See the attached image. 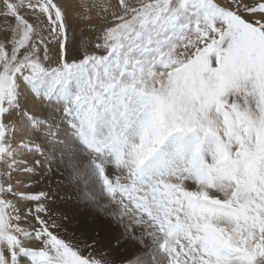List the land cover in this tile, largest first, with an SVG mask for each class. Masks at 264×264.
<instances>
[{"label":"snow or ice","instance_id":"6c2138e0","mask_svg":"<svg viewBox=\"0 0 264 264\" xmlns=\"http://www.w3.org/2000/svg\"><path fill=\"white\" fill-rule=\"evenodd\" d=\"M0 264H264V0H0Z\"/></svg>","mask_w":264,"mask_h":264},{"label":"bare ground","instance_id":"6f19581e","mask_svg":"<svg viewBox=\"0 0 264 264\" xmlns=\"http://www.w3.org/2000/svg\"><path fill=\"white\" fill-rule=\"evenodd\" d=\"M67 190L72 192L74 196L78 194V190L76 188H74V187H70ZM75 210H76L77 213H78V211H80L81 215L84 216L85 218L89 215V212H88L87 209L76 207Z\"/></svg>","mask_w":264,"mask_h":264},{"label":"rangeland","instance_id":"374dc122","mask_svg":"<svg viewBox=\"0 0 264 264\" xmlns=\"http://www.w3.org/2000/svg\"><path fill=\"white\" fill-rule=\"evenodd\" d=\"M55 178V177H54ZM81 218H83L84 216H82L81 215V212L80 211H78V213H77ZM85 218V217H84Z\"/></svg>","mask_w":264,"mask_h":264}]
</instances>
